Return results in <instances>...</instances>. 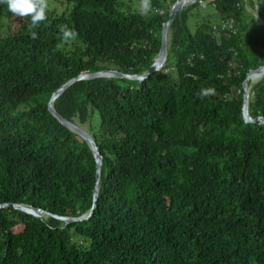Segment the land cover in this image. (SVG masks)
I'll list each match as a JSON object with an SVG mask.
<instances>
[{"label": "trees", "instance_id": "trees-1", "mask_svg": "<svg viewBox=\"0 0 264 264\" xmlns=\"http://www.w3.org/2000/svg\"><path fill=\"white\" fill-rule=\"evenodd\" d=\"M175 2L148 0L141 13L122 0H66L36 25L0 3V204L88 215L65 223L1 208L0 264H264V126L242 114L243 83L264 65V25L245 0L209 3L219 20L194 31L199 4L183 7L163 67L135 90L99 77L58 96L62 117L90 124L99 180L91 145L48 108L80 74L145 73ZM250 90V115L264 117V76Z\"/></svg>", "mask_w": 264, "mask_h": 264}, {"label": "water", "instance_id": "water-1", "mask_svg": "<svg viewBox=\"0 0 264 264\" xmlns=\"http://www.w3.org/2000/svg\"><path fill=\"white\" fill-rule=\"evenodd\" d=\"M196 2V0L192 1ZM190 2L188 0H176V2L172 5L169 13V19L166 21L163 26H162V32H161V47L159 50V53L155 59V61L152 63L151 67L143 74H124L120 71L116 70H102L94 73H83L80 74L79 76L69 80L67 83L62 85L56 92L53 93L49 103H48V108L50 112L67 128H69L71 131L75 132L76 134L80 135L82 138H84L92 147L93 153L96 158V164H97V172H96V177L97 180L100 178L101 170H102V158L101 154L99 152V149L96 145V142L94 139L91 137L90 134L87 132L83 131L78 125L75 123H72L62 117L55 109H54V102L58 98V96L66 90L69 86H71L73 83L80 81V80H89V79H94V78H99V77H113V78H120V77H127V78H132V79H137L139 81H143L145 78L149 77L150 75L156 73L159 71L168 56V40H167V32L168 29L170 28L171 24L173 23L177 13L186 5H188ZM255 74L260 77V79L264 76V65L258 67L257 69L250 70L247 78L245 79L243 83V88H244V96H243V107H242V114H243V119L247 123H256V124H262L264 126V117L263 116H257V117H252L249 112V100H250V75ZM259 79V80H260ZM97 196H98V190L97 187L94 190L93 193V206L91 208V212H93L95 206H96V201H97ZM1 208H14L18 209L20 211L26 212L28 214H31L33 216H36L38 218L43 217L44 215L52 216L55 218H58L60 220H63L65 223H71L74 221L86 219L88 215H84L81 217L77 218H71V217H62L54 214H50L47 211L41 209V208H32L28 207L25 205H19V204H13V203H4L0 204V209Z\"/></svg>", "mask_w": 264, "mask_h": 264}, {"label": "rangeland", "instance_id": "rangeland-1", "mask_svg": "<svg viewBox=\"0 0 264 264\" xmlns=\"http://www.w3.org/2000/svg\"><path fill=\"white\" fill-rule=\"evenodd\" d=\"M122 1H123L125 6H130V8L132 10H137L141 13H146L142 9V6L145 3V0H122ZM188 1L190 2L189 4L195 3V2H192L194 0H188ZM245 2H246L247 11L250 12L257 20H260L262 25H264V13H262V15H261V11L257 5V0H252V2L254 3L253 7L250 5V3H251L250 1L245 0ZM42 3L45 5V10H51V11L54 10L58 14L64 12L68 6L66 3V0H42ZM147 3H148V0H147ZM162 9L163 8L158 9V11L162 12ZM205 18H208V20L210 21L211 24H214L219 20V17L214 14V11L210 7L206 8V9H202L199 7V5L193 6V8L191 9V14H190L189 19H188V25H189L190 30L194 31V29L196 28V24L200 23ZM5 24H6V20H4V19L0 20V32H3V30L1 31V28H2V26H5ZM167 34H168L167 40H168V44H169L170 43V36H171L170 29H168ZM120 78H125V79L131 80L132 81L131 87L133 90H135L136 86L139 85V80H137V79L127 78V77H120ZM256 82L251 81V86L253 84H255ZM251 100H254V94H253L252 90H250V101ZM76 125H78V127H80L83 131L90 134L91 131H90L89 122H87L85 124H81V123L77 122Z\"/></svg>", "mask_w": 264, "mask_h": 264}, {"label": "clouds", "instance_id": "clouds-1", "mask_svg": "<svg viewBox=\"0 0 264 264\" xmlns=\"http://www.w3.org/2000/svg\"><path fill=\"white\" fill-rule=\"evenodd\" d=\"M7 3L8 10L21 17H30L33 25L46 19L45 5L42 0H0V3ZM149 4L147 0L142 6L144 12H147ZM70 34V33H66Z\"/></svg>", "mask_w": 264, "mask_h": 264}, {"label": "built area", "instance_id": "built-area-1", "mask_svg": "<svg viewBox=\"0 0 264 264\" xmlns=\"http://www.w3.org/2000/svg\"><path fill=\"white\" fill-rule=\"evenodd\" d=\"M197 2L200 5V7L206 8L209 3L215 5L216 0H197ZM229 27L232 28L231 23L229 24Z\"/></svg>", "mask_w": 264, "mask_h": 264}, {"label": "bare ground", "instance_id": "bare-ground-1", "mask_svg": "<svg viewBox=\"0 0 264 264\" xmlns=\"http://www.w3.org/2000/svg\"><path fill=\"white\" fill-rule=\"evenodd\" d=\"M197 1V0H196ZM257 15V14H256ZM260 79V77L259 76H257V75H255V74H252V75H250V80L252 81V82H256V81H258ZM260 82V81H259ZM252 94V93H251Z\"/></svg>", "mask_w": 264, "mask_h": 264}]
</instances>
